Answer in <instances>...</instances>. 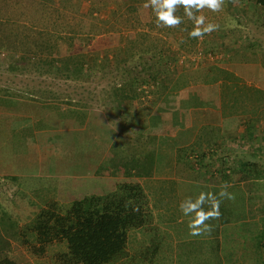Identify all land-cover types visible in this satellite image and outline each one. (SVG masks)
<instances>
[{
  "label": "rangeland",
  "instance_id": "rangeland-1",
  "mask_svg": "<svg viewBox=\"0 0 264 264\" xmlns=\"http://www.w3.org/2000/svg\"><path fill=\"white\" fill-rule=\"evenodd\" d=\"M127 5L126 0H0V156L4 164L0 167V205L20 225L50 203L65 207L95 186L111 189L112 184L125 181L115 178V183H103L107 180L103 173L116 176L119 167L142 160L148 170L153 162L159 169L167 158L158 153L169 144V149L177 147L183 153L177 161L196 181H213L217 174L223 178L249 162L253 171L260 172L256 178L264 176V116L252 111L259 94L252 88L264 84V9L254 0H225L219 12L205 8L206 22L219 28L203 39H193L188 35L193 24L187 18L177 28L159 30L150 26L138 3L131 4L134 8ZM176 14L183 17V8ZM148 42L160 43L164 54L178 56L179 61L166 67L168 72L162 70L165 67L152 68L151 61L142 66L139 59L149 57ZM123 51L134 57L123 59ZM84 53L87 63L82 77L68 78L61 71L65 57L79 59ZM252 54L260 64L257 70H247ZM40 56L55 58L52 74L31 70V63ZM125 60L132 64L127 66ZM119 67L128 71L126 76H119ZM186 68L187 79L197 80L193 85L207 86L206 104L187 103L201 107L204 113L198 115L179 108L183 96L174 94H179L174 83ZM150 69L158 71L156 80ZM133 75L138 76L137 89L130 92L133 98H117L110 84L121 85ZM203 76L206 80H200ZM223 89L234 97L246 93L244 104L234 97V101L225 100ZM165 98L169 100L166 107L161 103ZM134 111L147 119L146 127L132 120ZM236 115L230 131H225L222 122ZM160 118L168 122L165 127ZM225 133L231 137L228 148L232 152L227 153L234 160L228 164L230 159L221 156L218 166L215 152L222 144L218 146L217 141ZM171 134L180 137L171 140ZM166 183L161 184L165 187ZM199 188L192 191H203ZM178 218L173 222L185 225L184 235L175 251L170 237L165 240L163 257L167 247L173 254L170 257L178 254L180 264H208L204 261L215 252L202 238L206 235L190 236L189 217L183 222ZM134 234L140 236L134 248L109 264H145L140 259L152 254L148 242ZM30 246L13 239L6 253L16 264H61L56 254L66 249L65 243L55 241L44 254L36 255Z\"/></svg>",
  "mask_w": 264,
  "mask_h": 264
},
{
  "label": "trees",
  "instance_id": "trees-1",
  "mask_svg": "<svg viewBox=\"0 0 264 264\" xmlns=\"http://www.w3.org/2000/svg\"><path fill=\"white\" fill-rule=\"evenodd\" d=\"M254 1L259 7L264 9V0ZM126 2L128 5L138 3L146 20L151 22L150 26L152 28L158 27L155 24V16L151 7H143L147 0H126ZM150 14H153L152 18L150 17ZM157 29L168 30L169 28L158 27ZM146 50L149 57L147 59L146 57L139 59L142 61L140 62L142 66H145L147 61H151L152 68L156 69L158 67L159 70V68L162 69L165 67L162 70L168 72L166 67L179 61L178 56L164 54L163 47L160 43L148 42L146 44ZM86 56L87 55L84 53L79 56V59L75 56L65 57V66L61 68V71H63L68 78L79 79L82 77L84 69L86 68ZM252 56H254L253 63L247 66V70H257L260 67L259 62L255 60V54H252ZM122 57L123 59L126 57V59H131L130 57H134V54L127 55L123 51ZM54 63V57L40 56L34 59L31 63V70L37 71L41 75H49L53 73ZM125 63H128L127 66L132 64L130 60H125ZM213 67L215 66L213 65ZM212 68H210V70ZM243 69L244 68H241V70ZM150 70L152 72V69ZM183 70L174 83V85H176L175 90H179L177 91L179 94H174L183 96L181 100L179 99V108L181 106L186 113H195L198 115L203 112L202 109L200 110L201 107L198 106V108H192L193 104L187 103H194L196 106L206 104L207 98L204 96H207L205 94L207 86H204L199 82L198 84L193 85L197 80L194 82L188 80L187 77L189 76H187V74L189 70L187 68ZM117 71L119 76L127 75L128 72L122 67H119ZM150 75L156 80V77L158 78L159 74L158 71H154ZM209 75V73H204V76L206 77ZM204 76L200 80H203ZM137 77V75L126 77L127 79L123 84L118 86H116L115 83L112 85L110 84L109 88L111 87L112 90L117 93V98L122 95L127 98H133V94L130 92L132 91L135 93V90L137 89L135 83L138 79ZM228 85L229 84L226 86ZM228 87H231V84ZM163 88H165V86H163ZM252 89L259 93L256 96L258 100H256L255 103L262 102L264 100V95L260 93L258 88ZM112 90L107 91V93L110 94ZM223 90L225 100H233L231 98L234 96L230 94V90ZM151 91L153 92V90ZM250 94H255V92L250 90ZM175 95L173 96L176 97ZM245 95L246 93L234 98L239 100L236 102L244 104L243 97H245ZM168 101L169 100H166L165 98L161 103L166 107ZM221 107L223 109V105ZM225 107L228 108L227 105H225ZM190 108L192 109L191 112L189 111ZM139 110H141V108H139ZM252 111L253 113L257 112L256 114H258L259 112L264 111V109H260L258 106L254 105ZM162 113L165 112H160L159 114ZM205 113H207V110H205ZM141 114L140 111H134L132 120L140 125L142 124L144 127L147 123V119L142 118ZM238 117L239 116L236 115L225 118L223 129L225 131H230L231 125H233L231 122ZM160 119L165 127L168 122L165 121V118L163 120L162 118ZM153 121L157 122L155 118H153ZM150 130L152 129L149 127L148 133H151ZM155 130L157 129L155 128ZM170 131H172L171 127ZM112 158L113 157L109 159V163L111 164L114 163ZM141 159H143V157ZM131 165L132 166L124 165L127 176L133 174L148 175L151 172V169L148 170V167H144L145 164L143 160L133 162ZM234 171L237 174V180L251 179L260 176V172L257 173L251 169L250 162L243 164L241 169H235ZM136 209H138V211ZM150 218L151 210L148 195L143 186L135 181L117 182L115 183V188L108 189L105 193H87L81 198L73 199L70 204L65 207L59 206L56 202L50 203L42 207L31 217L29 222L23 225H20L9 211L0 205V264H16V261L6 253L7 248H9L10 242L13 239L32 244L30 248L32 253L36 255L44 254L46 247L52 242L59 241L65 243L66 249L56 254V261L61 264H109L126 253L129 231L146 225ZM36 242L39 243V245H37Z\"/></svg>",
  "mask_w": 264,
  "mask_h": 264
},
{
  "label": "crops",
  "instance_id": "crops-1",
  "mask_svg": "<svg viewBox=\"0 0 264 264\" xmlns=\"http://www.w3.org/2000/svg\"><path fill=\"white\" fill-rule=\"evenodd\" d=\"M236 62H238V59H235V63ZM248 63H253V60L250 62L248 61ZM235 65L236 64H234V66ZM235 73L237 74V72ZM262 85L259 87V90L264 95V84ZM255 106L264 109V100ZM259 115L264 116V111L259 112ZM223 122L221 124L222 126ZM225 134H223V138L221 137V139L217 141L218 146L222 144L221 148H218L215 152V156L218 158L216 161L218 166H220L221 156L230 159L228 164L234 160V156L230 158L228 154L232 152L228 148L230 147L231 137L229 133L224 136ZM175 137H179V134H171L170 139H175ZM171 144V146H173L175 141H172ZM169 146L170 144L167 149H163L158 153L159 156L166 157L167 159H164L159 169L156 167L155 162H153V167L148 175L141 176L133 174L131 177L127 176L125 167L122 168V166L119 167V171L117 172L118 175H110L112 178L109 177V175L107 176L108 173L101 172L103 176L99 175L104 177V179L107 178V181L111 180L112 183H115V178L118 181L139 182L148 195L151 209L150 221L142 227L129 231L127 250L134 248L136 238L138 237H136L134 233H137L141 235L142 240H147L148 243L146 245L149 246L148 253H152L149 254L146 259H140L141 262L145 264H168L170 263L169 259H172L171 264H180L179 257L177 256L178 254L176 255L175 252L174 254L176 256L170 257V254L171 256L173 254L168 253L167 247L166 254H169V257H167L166 254L163 257V251L166 246L165 240L170 237L169 240L172 242L175 251V247L179 244V237L184 235L185 225H176L173 222L174 217L177 216L180 222L185 220V217L180 216V214H182L179 209L180 202L189 196L195 198L199 193L195 194L192 189L198 186H200V188L203 187V191L205 192L210 191L218 194L220 185L226 182L230 185L228 191L235 194V200H222L220 205V218L207 222L212 226V230L210 233H205L206 237L202 238L208 241L215 254L207 258L204 262H209L208 264H264V176L237 180L235 173L227 174L223 178L217 174L216 180L209 182L196 181L191 177L189 172L182 167V164L179 162L180 160L177 161L178 158L183 156V153L177 151V147L169 149ZM262 147L264 148V145ZM2 154L3 153L0 152L1 156ZM1 156L0 167L4 165L1 162ZM87 156H91V154ZM0 172L3 173V170H0ZM90 173L92 176H97L93 175L91 171ZM102 177H100L101 179L99 180L100 184L102 183ZM128 178L133 179L128 180ZM170 181L174 182L171 184ZM163 182H167L165 187L161 184ZM99 183L93 181L95 185ZM95 187L97 188V186ZM95 187L90 194H101L108 190L102 187V189H95ZM110 188H115V184H112ZM207 207L208 206L205 205L206 209ZM208 238L212 240H208ZM138 239L140 240V236ZM213 240H215V242H213Z\"/></svg>",
  "mask_w": 264,
  "mask_h": 264
},
{
  "label": "clouds",
  "instance_id": "clouds-1",
  "mask_svg": "<svg viewBox=\"0 0 264 264\" xmlns=\"http://www.w3.org/2000/svg\"><path fill=\"white\" fill-rule=\"evenodd\" d=\"M224 3L225 0H147L143 7H151L158 27L177 28L187 18L193 24L188 35L193 39H203L206 34L210 35L219 28L215 23L206 22L207 17L202 14L203 10L207 8L212 12H219ZM181 7L184 10L183 17L176 14ZM229 187L225 182L220 185L218 194L201 191L195 198L189 196L180 202V211L183 216L189 217L187 226L190 236L197 237L211 232L212 226L207 221L220 218L222 200H235V194L228 191ZM205 205L208 206L207 209Z\"/></svg>",
  "mask_w": 264,
  "mask_h": 264
}]
</instances>
